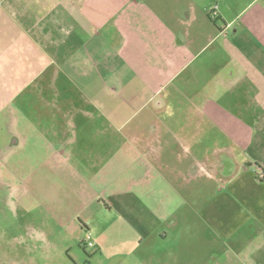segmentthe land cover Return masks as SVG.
<instances>
[{"label":"crops","instance_id":"0c3cea01","mask_svg":"<svg viewBox=\"0 0 264 264\" xmlns=\"http://www.w3.org/2000/svg\"><path fill=\"white\" fill-rule=\"evenodd\" d=\"M213 2L0 0V124L26 88L82 93L47 151L141 264H264V0Z\"/></svg>","mask_w":264,"mask_h":264},{"label":"rangeland","instance_id":"374dc122","mask_svg":"<svg viewBox=\"0 0 264 264\" xmlns=\"http://www.w3.org/2000/svg\"><path fill=\"white\" fill-rule=\"evenodd\" d=\"M46 77L39 76L36 84H44ZM33 87L20 91L11 103V118L17 122L0 124V264H141L139 255L115 253L108 230L97 246L80 223L81 208L96 189L81 187L72 171L62 172L53 164L55 157L47 151L61 138L53 129L59 124L53 125L51 118L59 122L62 113L71 112L65 103H83L86 97L60 76L46 91ZM12 128L24 137L19 145H12ZM93 142L90 136L79 140L85 148ZM108 225L106 221L104 227ZM183 257L180 264H187ZM202 258L198 250L193 263L205 264Z\"/></svg>","mask_w":264,"mask_h":264},{"label":"built area","instance_id":"2783aa9c","mask_svg":"<svg viewBox=\"0 0 264 264\" xmlns=\"http://www.w3.org/2000/svg\"><path fill=\"white\" fill-rule=\"evenodd\" d=\"M264 178V172H258L257 173V179L258 180H261V179H263ZM90 239V237H89V235H87L86 236V240H89ZM91 243L90 242H88V245H90Z\"/></svg>","mask_w":264,"mask_h":264}]
</instances>
